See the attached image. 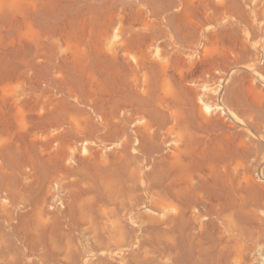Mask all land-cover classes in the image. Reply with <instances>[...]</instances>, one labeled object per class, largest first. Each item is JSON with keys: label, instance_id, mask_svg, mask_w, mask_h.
Segmentation results:
<instances>
[{"label": "rangeland", "instance_id": "1", "mask_svg": "<svg viewBox=\"0 0 264 264\" xmlns=\"http://www.w3.org/2000/svg\"><path fill=\"white\" fill-rule=\"evenodd\" d=\"M168 227L263 264L264 0H0V264H161Z\"/></svg>", "mask_w": 264, "mask_h": 264}, {"label": "bare ground", "instance_id": "2", "mask_svg": "<svg viewBox=\"0 0 264 264\" xmlns=\"http://www.w3.org/2000/svg\"><path fill=\"white\" fill-rule=\"evenodd\" d=\"M116 34H118V33H115V35ZM118 36V35H117ZM116 36V37H117ZM115 37V38H116ZM116 40H117V38H116ZM119 42V41H118ZM126 42V41H125ZM122 43V42H121ZM117 44V43H116ZM114 45V44H113ZM116 46V45H115ZM160 48V47H159ZM114 49V48H113ZM116 50H117V48H116ZM125 50L127 51V49L125 48ZM124 50V51H125ZM152 51V50H151ZM129 53H132V52H130L129 51ZM153 53V52H152ZM157 53V52H156ZM156 53H155V56H157L156 55ZM159 54V53H158ZM127 55H130V54H127ZM132 55H134V54H132ZM131 55V56H132ZM160 55V54H159ZM135 57V56H134ZM159 57V56H158ZM136 58V57H135ZM150 59V58H149ZM152 59V58H151ZM130 62V61H129ZM138 62V61H137ZM161 64V63H160ZM133 66V65H132ZM140 67V66H139ZM141 70V69H140ZM147 70V69H146ZM146 70H144V71H146ZM132 72V71H131ZM136 75V74H135ZM213 78V77H212ZM135 85V84H134ZM133 86V85H132ZM136 86V85H135ZM196 91H197V89H196ZM201 101V100H200ZM205 101V100H204ZM208 102V101H207ZM207 102H203V104H201V110L204 112V113H207L210 109H211V105L210 104H208ZM145 123V122H144ZM91 144V143H90ZM73 147V146H72ZM81 147V146H80ZM87 148V147H86ZM88 150V149H87ZM98 150V149H97ZM73 155V154H72ZM70 159V158H69ZM249 178H250V176H249ZM174 211H173V213H174V215H170V214H165V219L163 220V224H167L168 222H173V223H175L174 221L176 220H180V219H182L183 218V220L184 221H187V219H189V217H192V216H189V215H187V212H185V210H186V208L185 207H176V208H174L173 209ZM169 211H166V213H168ZM191 212H193L195 215H196V218H197V222L195 223V225L193 226V228H197L198 230H199V233H197V234H195V237H190V239H193V238H198V237H201V235H202V232H203V230H204V228H205V226H207L206 224H207V222H204V221H202L200 218H201V216H202V213L201 212H195V211H191ZM190 212V213H191ZM11 221V220H10ZM8 225V224H7ZM228 225V224H227ZM232 226V225H231ZM231 226H230V229H231ZM224 227V226H223ZM171 228L173 229V225L171 226ZM222 228V227H221ZM233 228V227H232ZM226 229V228H225ZM229 229V231H231ZM226 231V230H225ZM225 231H224V233H225ZM228 231V232H229ZM204 233V232H203ZM226 234V233H225ZM226 235H228V234H226ZM230 235H232V234H230L229 233V237H231V239H232V236H230ZM233 238H234V236H233ZM227 240V239H226ZM229 240V239H228ZM236 240V239H235ZM238 241L239 240H237V245H238ZM162 243H163V255H160V258H161V264H178V255L177 256H173V257H171V255H170V252H169V249H172L173 250V247H175L176 249H178V251H177V254H179V256H181V252H182V247L178 244V241H177V237H175L174 238V233L170 230V228L168 227V229L167 230H165V234H164V241H162ZM219 243H221V241L219 242ZM224 243H226V242H224ZM228 243V242H227ZM233 243V242H232ZM236 243V242H235ZM223 244V243H222ZM222 244H220V245H222ZM240 242H239V245H238V247L240 246ZM236 244L235 245H233L235 248H236V250H237V246ZM223 246V245H222ZM243 246V245H242ZM200 247V246H199ZM231 247V246H230ZM225 247L223 246V249H224ZM199 249H202V248H199ZM230 249H232V248H230ZM239 249V251L242 249L243 250V247H239L238 248ZM203 250V249H202ZM221 251H223V250H221ZM234 251H235V249H234ZM238 250L237 251H235L236 253L237 252H239ZM148 252H149V257H150V259H152V257H153V252H152V249H149L148 250ZM234 252V254H236ZM241 252V251H240ZM264 252V251H263ZM241 253H243V251L241 252ZM262 254V253H261ZM236 255H238V256H236ZM235 256L237 257H235L238 261H240L241 263H242V256H241V254L240 253H238V254H236ZM264 255V254H263ZM262 255V256H263ZM221 258V257H220ZM232 258V260H233V256L231 257ZM219 259V258H218ZM234 260V261H237V260ZM259 259V258H258ZM220 260V259H219ZM244 260V259H243ZM199 261H200V258H199ZM231 261V260H230ZM233 263V262H232ZM234 263H236V262H234ZM233 263V264H234ZM262 263L264 264V260H262ZM199 264V263H198Z\"/></svg>", "mask_w": 264, "mask_h": 264}]
</instances>
